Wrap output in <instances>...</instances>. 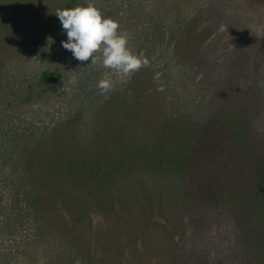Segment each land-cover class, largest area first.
<instances>
[{
  "label": "rangeland",
  "instance_id": "rangeland-1",
  "mask_svg": "<svg viewBox=\"0 0 264 264\" xmlns=\"http://www.w3.org/2000/svg\"><path fill=\"white\" fill-rule=\"evenodd\" d=\"M85 2L0 0V119L5 115L6 124L15 120L18 125L51 127L77 109L68 103L75 92L85 96L87 90L100 91L96 85L101 78L107 74L112 81L117 76L100 63L88 64L91 57L75 60L61 46L67 35L55 12ZM91 2L118 22V31L127 36L135 53L167 62L165 87L156 92L155 102L171 118L183 114L202 119L209 109V91L196 81L185 58L173 52L172 42L180 24L192 17L199 25L213 22L220 34L212 46L213 58L227 60L229 75L247 79L249 85L253 82L259 108L256 122L264 128V0ZM44 70L59 80L44 83ZM98 105L80 109L71 121L83 145L101 124L92 110ZM16 171L19 187L23 177L21 170ZM139 180L132 209L122 198L117 216L106 219L94 213L85 228L87 218L73 217L64 206L65 218L29 217L0 175V264H264L260 214L252 218L236 201L227 203L215 196L192 204L169 193L161 199L154 196L159 194L155 179Z\"/></svg>",
  "mask_w": 264,
  "mask_h": 264
},
{
  "label": "trees",
  "instance_id": "trees-1",
  "mask_svg": "<svg viewBox=\"0 0 264 264\" xmlns=\"http://www.w3.org/2000/svg\"><path fill=\"white\" fill-rule=\"evenodd\" d=\"M212 23L199 25L192 17L180 24L172 42L173 52L185 58L210 93L202 119L162 113L155 97L165 87L167 62L152 61L155 55L150 60L146 53L137 54L149 63L129 76H114L108 92L72 94L68 103L77 109L51 127L15 120L6 124L2 115L0 175L18 207L26 208L29 217L56 218H65L61 206L68 207L73 217L87 218L88 228L94 213L117 216L122 198L132 209L139 177L145 176L157 181L154 196L161 199L169 193L192 204L218 197L236 201L252 218L260 214L264 221V128L256 122L253 82L229 75L226 59L215 61L212 46L220 34ZM171 56L170 49L167 59ZM41 78L54 83L60 77L44 70ZM94 104H100L92 110L101 124L83 145L71 121ZM16 170L23 177L19 187Z\"/></svg>",
  "mask_w": 264,
  "mask_h": 264
},
{
  "label": "clouds",
  "instance_id": "clouds-1",
  "mask_svg": "<svg viewBox=\"0 0 264 264\" xmlns=\"http://www.w3.org/2000/svg\"><path fill=\"white\" fill-rule=\"evenodd\" d=\"M55 15L67 35L61 46L75 60L84 62L91 57L88 64L100 63L121 76H129L149 63L146 57L133 52L128 46L127 36L118 31V22L106 16L91 0L71 8L58 9ZM112 86L107 74L96 85L102 93L108 92Z\"/></svg>",
  "mask_w": 264,
  "mask_h": 264
}]
</instances>
